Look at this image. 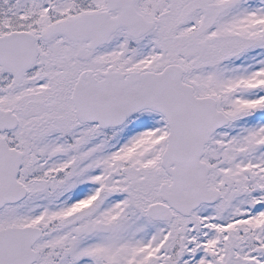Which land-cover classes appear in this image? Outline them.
<instances>
[{
  "label": "snow or ice",
  "instance_id": "snow-or-ice-1",
  "mask_svg": "<svg viewBox=\"0 0 264 264\" xmlns=\"http://www.w3.org/2000/svg\"><path fill=\"white\" fill-rule=\"evenodd\" d=\"M0 264H264V0H0Z\"/></svg>",
  "mask_w": 264,
  "mask_h": 264
}]
</instances>
